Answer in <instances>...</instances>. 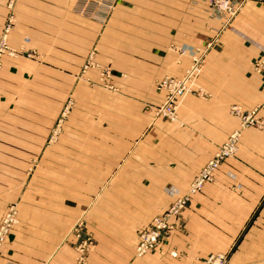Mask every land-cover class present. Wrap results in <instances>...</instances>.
Instances as JSON below:
<instances>
[{
    "label": "crops",
    "instance_id": "0c3cea01",
    "mask_svg": "<svg viewBox=\"0 0 264 264\" xmlns=\"http://www.w3.org/2000/svg\"><path fill=\"white\" fill-rule=\"evenodd\" d=\"M27 1L26 11L21 10L25 20L18 21L9 36L11 47L18 49L24 37L33 46L38 37H46V24L51 20V11H56L63 16L64 29L59 35L64 38L66 51L61 52L62 55H81L83 41L85 44L103 43L102 47L106 46L113 53L118 51L114 45L120 43L121 55H144L139 59L128 56L121 66V74L126 77L121 92L127 95L121 105L123 108H143L145 93L154 91L157 80L169 75L180 76L189 64L185 56L148 52L161 53L169 43L192 47L210 40L218 32L221 50L206 56L198 79L209 98L186 97L178 109L177 124L159 123L155 127L154 140L167 138L170 147L158 153L164 159L152 173L154 186L186 187L216 148L238 128V120L229 115V107L236 105L250 110L263 99L264 71L257 73L253 67L259 60L264 64V55L252 53L251 46L248 53L242 54V45L253 44L243 32L245 27L253 28L264 37V0L245 3L225 24L208 17L203 0H103L113 6L111 18L100 33L96 22L73 14V7L66 0L60 4L56 0ZM5 16V3L0 0V34ZM74 68V72H68L66 68L35 66L25 58L4 57L0 72V140L44 139L48 123L42 122L41 131L39 127H31L38 126L39 122L13 115L11 100L21 86H32L40 99L29 97L32 102L28 106L60 107V103L50 105L44 93H48L50 83L57 80L58 94L64 98L66 78L70 81L75 78ZM258 116L264 120V105ZM122 118L123 124L128 122ZM7 123L10 126L4 127ZM35 131L41 135H34ZM25 141L22 144L25 147H6V155H34L33 147ZM56 154L66 155L60 149L41 150V155ZM68 155L78 156L80 152ZM73 161L74 167L79 165L78 160ZM109 166L113 168L114 163L107 168ZM57 167L58 172L66 171L60 162ZM131 168L143 175L142 169ZM73 170L75 179L58 176V194L50 195L49 190L34 193V181L19 182L18 173L24 170L19 172L18 166L11 163L8 167L0 166V216L7 205L16 203L19 219L4 245L0 264H75L76 240L71 235V227L81 217L89 225L85 231L93 238L87 264H198L197 260L210 252L213 240L222 237L225 243L226 236L235 242L233 264H264V128L241 133L236 155L219 167L214 181L206 185L201 194L193 197L184 216L185 230L173 233L166 243L142 259L133 257V249L138 221L146 220V214L132 209L124 212L103 210L102 205L109 206L112 202L97 199L99 181L92 179L82 184L80 167L77 172ZM122 170L130 172L129 165ZM3 172L9 173L8 179L3 180ZM112 180L111 187L105 184L107 194L113 186L122 193L124 188L139 187L138 179ZM41 184L43 189L45 184ZM67 192L81 196L67 199ZM128 195L137 203V191ZM120 204L119 209L123 208ZM221 249H225V245L218 248Z\"/></svg>",
    "mask_w": 264,
    "mask_h": 264
},
{
    "label": "rangeland",
    "instance_id": "374dc122",
    "mask_svg": "<svg viewBox=\"0 0 264 264\" xmlns=\"http://www.w3.org/2000/svg\"><path fill=\"white\" fill-rule=\"evenodd\" d=\"M3 1L6 16L0 34V72L2 59L11 57V59L25 58L35 66L55 69L66 68L68 72H74V67H76V75L71 81L69 77L66 78L64 98L58 94L57 80L51 82L50 91L44 93L48 95L50 105L60 103V107H30L28 104L30 105L32 101L29 99L36 100L39 97H36L37 93L35 94L32 86L20 87L21 90L16 92V97L11 100V105L14 106L11 109L12 114L25 116L26 120L29 121L37 120L39 125L31 127H39V131L42 130V122L44 125L48 123L49 128L46 133L44 132L46 137L42 140L34 139L29 140V142L24 140L30 144L29 147H33L35 152L34 155L28 157L10 156L6 155L4 151L6 147H25L22 145L24 141L14 142L7 138L1 139L0 166L8 167L9 163L18 166L19 172L21 169L24 170L23 173H18L19 182L34 181V193L41 194L49 190L50 195L58 194V176L61 178L65 175L67 180H74L73 169H76L77 172L80 167L81 183H89L92 179L98 180L99 197L97 199L103 202H112V205L109 206L102 205L103 210L124 212L132 209L146 214V220L138 221L140 223L133 257L142 259L154 253L161 244L166 243L173 233H181L185 230L184 216L193 197L201 194L204 187L214 181L219 167L236 155L241 133L247 129L262 130L264 128V120L258 116V112L264 105V93L263 99L250 110H243L236 105L229 107V115L238 120V128L233 130L225 141L216 148L210 159L197 170L186 187H172L167 184L159 188L154 186L156 182L152 173L155 167L160 164L161 159H164L158 153L165 149L169 150L170 144L167 138L154 140L155 127L159 123L177 124V112L186 97L209 98V94L199 86L198 79L206 56L221 50L218 32L210 40L195 44L192 47H179L169 43L162 48L161 53L157 51L148 52L151 55L185 56L188 58L189 64L182 75H169L157 80L154 84V91L145 93L146 104L143 108H123L121 105L127 100V95H123L124 93L121 92L126 83L123 80L126 77L121 74V66L128 59V56L139 59L144 55H121L122 45L120 43L114 45L118 51L113 53L106 46L102 47L103 43L85 44L84 41L81 55H62L61 52L66 51L64 38L59 35V31L64 29L61 25L63 16L61 12L56 11H51V20L45 28V31L48 32L46 37L43 35L38 37L34 46L29 43L27 37H24L21 39V46L16 49L9 44V36L14 31L18 21L25 20V13H22L21 10L26 11L28 1ZM56 1L59 4L63 3V0ZM66 1L73 7V14L88 21L96 22L99 25V33L111 18L112 3H105L103 0ZM114 1L116 2V0ZM203 1L207 7L208 17L225 24L231 21L241 7L251 0H235L229 5V10L223 8L220 0ZM54 17L57 20H54ZM243 32L248 39H252L253 44L242 45V54L248 53L251 46L253 48L252 53L264 55V37L249 27H245ZM253 68L257 73L263 72L264 64L259 60ZM134 96L137 99V94L134 93ZM122 117L125 118V122L126 119L128 122L123 124L121 122ZM6 126L10 125L7 123L4 127ZM34 135H41V133L35 131ZM42 149L55 151L60 149L66 155L45 156L41 155ZM74 151L80 152V155H68L73 154ZM73 160H78L76 163L79 165L74 167ZM59 162L63 169L65 168V172H58L57 165ZM211 162L216 163V167L208 170V165ZM112 163H114V167L109 166L107 168V165ZM128 165L130 172L122 170V167ZM131 167L142 169L143 175L137 174L134 170L136 168ZM207 170V175L204 176ZM2 175L3 180L8 179L9 173L3 172ZM167 176L169 177L168 174ZM111 179L119 181L131 179L137 181L138 179L139 187L124 188L122 193L121 189L113 186V188H109L110 192L107 194L106 185L111 187L114 183L110 182ZM42 182L45 184L43 189ZM77 188L79 191V186ZM66 190L68 191V189ZM69 190L72 191L73 189L69 188ZM135 191L138 192L137 203L128 198V194H133ZM74 195L81 196L79 193L67 192L66 198L73 199ZM119 203H121L120 207L123 208L119 209ZM18 224L16 203L7 205L0 216V256L9 235ZM87 227L89 225L82 217L75 220L71 227V235L76 240L75 264H87L88 261L93 238L85 231ZM224 239L225 243L222 237L221 239L216 237L210 245L208 255L197 260V263L233 264L231 257L235 242L231 241L230 236H226ZM223 245H225V249L218 250Z\"/></svg>",
    "mask_w": 264,
    "mask_h": 264
},
{
    "label": "built area",
    "instance_id": "2783aa9c",
    "mask_svg": "<svg viewBox=\"0 0 264 264\" xmlns=\"http://www.w3.org/2000/svg\"><path fill=\"white\" fill-rule=\"evenodd\" d=\"M221 1V5L223 6V8H225V9H230L229 8V5L231 4V2H235V0H227V1H223V0H220ZM219 1V2H220ZM221 153V152H220ZM216 167V163H214V162H211L209 165H208V170H212V169H214ZM208 170L206 171V173H205V175L204 176H206L207 175V172H208Z\"/></svg>",
    "mask_w": 264,
    "mask_h": 264
}]
</instances>
